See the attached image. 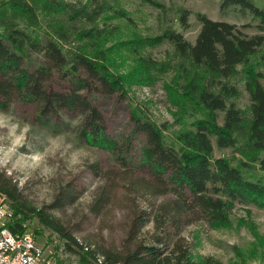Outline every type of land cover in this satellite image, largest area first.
Returning <instances> with one entry per match:
<instances>
[{"label": "trees", "instance_id": "trees-1", "mask_svg": "<svg viewBox=\"0 0 264 264\" xmlns=\"http://www.w3.org/2000/svg\"><path fill=\"white\" fill-rule=\"evenodd\" d=\"M116 3L117 0H89L81 5L64 0H0V107L7 108L14 100H20L37 102L41 117L77 112L83 117L82 139L114 152L126 167L131 165L126 155L131 153L132 144H120L106 134L104 117L90 96L97 91L123 96L127 93L109 49L97 47L108 33L109 26L100 25L107 12L114 11L132 21L127 12L116 10ZM231 7H240L243 14L249 12L258 19L261 33L248 34L236 23L214 20L198 12L201 28L194 43L182 31L168 27L149 41L154 45L169 42L173 46L171 57L163 63L143 55L139 65L127 73L151 77L162 70V65V72H174L171 84L181 100V113L177 115L180 128L168 136L172 125L133 112L136 131L145 135L138 166L150 178L132 185L154 196L172 194L174 198L159 205V215L153 220L156 244H138V250L125 258L105 255L111 264H224L213 257L197 259L192 249L179 242L183 237L174 240L182 223H189L193 216L225 227L230 225L237 206L247 211L251 206L264 208V181L248 179L229 158L214 157L213 138L220 149L232 148L252 161L264 153V72L254 62L264 47V8L254 0H221L222 10ZM178 13L181 28L188 29L191 11L182 8ZM64 17L80 18L89 25L75 34L81 41L75 46H68L69 28L59 25L52 29ZM32 52L42 53L48 65L32 70L28 64ZM54 68L68 76L71 90H56L46 83ZM82 70L88 77L82 75ZM241 83L250 98L247 109L237 104ZM190 111V115L200 116L187 122L184 117ZM220 113L223 122L219 120ZM0 193L14 209V230L22 229L29 218L36 216L43 225L76 240L60 219L25 202L17 183L4 174L0 175ZM75 193L74 189L63 188L52 207L62 209L75 203ZM94 212L99 213L100 208ZM140 217L133 222L134 234L149 221ZM159 230L172 244H165ZM83 259V264H87V256Z\"/></svg>", "mask_w": 264, "mask_h": 264}, {"label": "rangeland", "instance_id": "rangeland-1", "mask_svg": "<svg viewBox=\"0 0 264 264\" xmlns=\"http://www.w3.org/2000/svg\"><path fill=\"white\" fill-rule=\"evenodd\" d=\"M64 1L81 5L89 0ZM254 1L264 8V0ZM115 7L127 12L132 21L114 11L107 12L100 25L107 24L108 33L97 47L109 49L108 54L125 81L127 93L123 96L97 91L90 96L104 117L106 134L120 144H132L131 153L126 155L131 165L125 167L114 152L84 141L80 136L83 117L77 112L62 111L59 115L41 117L37 102L20 100H14L7 108L0 107V175L13 179L25 202L60 219L68 234L76 239L66 238L43 225L36 216L25 222L54 264H83L84 256L88 258L87 264H111L105 255H110L111 259L125 258L138 250V244H156L153 220L159 215V205L171 201L174 196H154L132 185L150 178L138 166L137 160L145 147V135L136 131L133 112L160 124L172 125L167 132L170 136L174 129L180 128L177 115L181 113V100L171 84L175 74L162 72L164 65L159 67L162 70L153 71L151 77L139 72L127 74L139 65L143 55L163 63L171 57L173 46L169 42L154 45L149 38H155L172 26L194 43L201 28L196 17L198 12L214 20L236 23L248 34L261 33L257 27L259 20L251 13L243 14L240 7L222 10L221 0H117ZM182 8L191 11L188 29H182L178 22V11ZM59 25L69 28L68 46L80 43L75 34L89 27L75 17H64L53 24L52 29ZM263 56L264 47L254 58L256 67L262 72ZM48 63L40 52H32L28 59L32 70ZM82 75L88 77L83 70ZM46 83L60 91L72 88L68 76L56 68ZM240 87L242 93L237 104L247 109L249 94L243 83ZM190 114L191 111L184 117L187 122L200 116ZM219 120L223 122V113ZM213 144L214 157L229 158L242 168L248 179L264 181V153L258 155L257 161H252L232 148L220 149L215 138ZM63 188L76 191L75 203L62 209L52 207ZM5 202L11 206L8 200ZM97 208H100L99 213L94 212ZM141 215L149 221L134 234L133 222ZM184 220L182 218V222ZM189 221L182 223L174 240L183 237L179 242L192 249L197 259L213 257L224 264H264V208L251 206L247 211L237 206L230 225L225 227L211 225L193 216ZM159 231L165 244H172V240ZM117 263L122 264L121 261Z\"/></svg>", "mask_w": 264, "mask_h": 264}, {"label": "built area", "instance_id": "built-area-1", "mask_svg": "<svg viewBox=\"0 0 264 264\" xmlns=\"http://www.w3.org/2000/svg\"><path fill=\"white\" fill-rule=\"evenodd\" d=\"M0 193V264H54L44 246L38 243L26 224L14 230V209Z\"/></svg>", "mask_w": 264, "mask_h": 264}]
</instances>
